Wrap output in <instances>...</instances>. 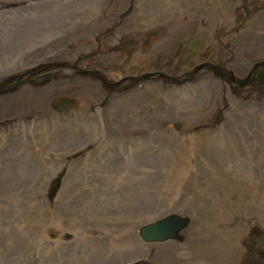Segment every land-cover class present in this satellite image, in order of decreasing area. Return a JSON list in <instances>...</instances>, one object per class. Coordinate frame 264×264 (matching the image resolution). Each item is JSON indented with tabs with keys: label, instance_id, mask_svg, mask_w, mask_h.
<instances>
[{
	"label": "rangeland",
	"instance_id": "rangeland-1",
	"mask_svg": "<svg viewBox=\"0 0 264 264\" xmlns=\"http://www.w3.org/2000/svg\"><path fill=\"white\" fill-rule=\"evenodd\" d=\"M181 1L0 0V50L27 31L0 53V264H172L140 231L175 217L178 257L195 228L193 264H264V0Z\"/></svg>",
	"mask_w": 264,
	"mask_h": 264
},
{
	"label": "bare ground",
	"instance_id": "bare-ground-1",
	"mask_svg": "<svg viewBox=\"0 0 264 264\" xmlns=\"http://www.w3.org/2000/svg\"><path fill=\"white\" fill-rule=\"evenodd\" d=\"M174 1H176L177 3H183L181 0H171V2L169 3V4H165L166 6H168V5H171V7L173 6V2ZM179 5V4H178ZM182 6H183V8L185 7V6H187V7H189V6H191V4H189V2H184L183 4H181V6H176L175 5V8L174 9H182ZM192 7V6H191ZM66 8V7H65ZM68 10V9H67ZM66 11H64L63 9H58V11H57V17L58 16H60V14L62 13V14H64ZM76 13V12H75ZM56 17V18H57ZM77 19H83L82 21H81V24L83 25V23H86L84 26H81L80 28H78V31H81V29H83V27H84V29H85V27H86V25L89 23L86 19H85V17H83L82 15H80V14H77ZM13 28V27H12ZM86 30V29H85ZM26 33H27V31H24V32H22V34L21 35H19V36H16V38H15V40H14V44L13 43H11V44H7V45H5V48H3V49H1L0 50V53L2 54V56H3V60H7V59H15L14 58V52H15V50L16 49H14V47H16V45L21 41V40H23L24 39V37L26 36ZM2 36H3V38L5 39V40H7V38H5V36L2 34ZM258 37H260V38H263L262 37V33H261V35H257ZM65 37V36H64ZM254 39H256V37L255 36H253V37H251V38H249V39H247V38H244V39H241L240 40V43H239V45H238V48L239 49H243V48H246V47H248V48H253V47H255V44H256V41L254 40ZM68 41H73L71 38H69V39H67ZM8 42V41H7ZM10 43V42H9ZM45 43H46V48H48V47H50L51 45H52V47H55V46H60L61 44H64V45H67L68 43H66V40H63V38L61 37V39H56V40H54V41H52V40H45ZM13 44V45H12ZM15 45V46H14ZM239 46H241V48L239 47ZM44 52H47L45 49H43V48H40V49H38V50H36L35 52H29V51H27L26 53H25V55H24V57L25 58H33V57H38L39 56V54H44ZM46 54H48V53H46ZM19 59H20V57H19ZM21 61H24V60H21ZM27 66H29V62H27L26 64L24 63L21 67H27ZM12 69H6V70H3V72L4 73H6V72H9V71H11ZM84 83V82H83ZM84 86V88H82L81 90H82V92L83 91H85L88 87H86L85 85H83ZM89 92V91H88ZM87 92V93H88ZM22 94H21V96H19L15 101H14V103L12 104H10V106H9V109L10 108H12V106H14V112H16V108L17 109H31V108H33L32 106H34V103L36 102V101H34L33 100V98L30 96V97H28V93H27V90L26 89H24L23 88V91L21 92ZM44 93H42L41 94V98H37V100H38V108H42L41 106H39V105H41V104H43L44 103V101H42V99H43V95ZM142 98H143V96H141ZM142 98H140V96H139V94L138 95H136V96H133L132 98H129L128 100H127V102H128V106H131V107H135L134 105H135V103L137 102V103H140L141 101H143L142 100ZM143 99H145V98H143ZM25 101H26V103H25ZM32 105V106H31ZM130 107V108H131ZM34 109V108H33ZM116 110L117 111H120V110H124V108H123V106L121 107V106H117L116 107ZM25 111V110H24ZM125 111V110H124ZM127 111V110H126ZM125 111V112H126ZM259 130V134L261 135V137H264V130H261V129H258ZM237 137V135H236V133L235 132H228V138H227V141H228V143H229V145L228 146H226L225 145V147L226 148H228V149H237V142H235V138ZM67 139V141H70V142H68V146L70 147V146H72L73 145V142H72V140L70 139V138H66ZM264 153V152H263ZM246 166V165H245ZM228 170L230 171V173L229 174H227V177H228V180H230V181H233V179H231L232 178V168H229L228 167ZM231 175V176H230ZM230 178V179H229ZM242 183L241 184H243V181H241ZM230 183V182H229ZM232 183V188H233V185L234 184H236L234 181L233 182H231ZM142 196V198L143 197H145L144 196V192H142L141 194H136V197H135V199H134V203H136V204H138L139 206H141L144 202H142V201H139L138 202V199H140V197ZM141 198V199H142ZM146 198V197H145ZM132 202H133V200L132 201H129V203H131L130 205L131 206H133L132 205ZM128 205V204H127ZM143 206H144V204H143ZM133 207H138V206H133ZM133 211H135V210H138V208H136V209H132ZM236 212V213H235ZM235 212H233L234 214H239V213H244V212H246V210H236ZM131 213V212H130ZM225 215H226V213H224ZM231 214H229L228 216H230ZM166 217V216H165ZM182 220H184V221H186L185 219H183V218H176L175 217V222H174V225L175 226H173V227H167V226H164V227H162V228H160V229H155L154 227H151V229H150V227L148 228V227H146L148 230H146L145 231V228L143 229V231L141 230L140 231V233H141V236H142V238L146 241V242H150V243H155V244H157V243H159V244H157L156 245V250H157V252L156 253H158V252H161L159 255H165V254H167L166 256H167V258H170L171 259V261H172V264H186L187 263V260H188V264H193V260H192V256H191V253L193 254V255H199L200 254V247H201V242L197 239L196 241H195V238H193L192 240H191V238H192V235H193V233H194V231H195V228H193V229H190V228H188L187 229V231H185L184 232V234L186 233V235H187V238L189 239L188 241H187V243L185 244V247H184V249H182V252H181V254L180 255H182V256H184V257H186V258H181L180 256L178 257V250H179V247H177L176 245H172L173 243H169V242H167V241H170V240H173L172 238L175 236V233H176V231L177 230H179L180 229V231L182 230V227L184 226V222L182 221ZM136 227H134L133 229H135ZM139 229L141 228L140 226L138 227ZM139 229H137V231L139 230ZM154 229V230H153ZM151 231H153V232H151ZM134 233V232H133ZM218 235V234H217ZM121 236V237H120ZM119 237H120V240L122 241V243H124V244H131L132 246L135 244L134 242H133V240L132 239H130V238H126V237H124L123 236V233L122 234H120L119 235ZM161 242H163V245L161 244ZM174 242V241H173ZM215 250H217V252H216V254L213 256V259H214V261L216 262V264H230L231 262V258H236V254L237 253H235L234 252V248H235V246H234V244L232 245V248H233V253H232V250H231V248H230V245L229 244H226V243H221V245L220 246H218L217 245V241L214 243V244H212L211 245ZM161 247H163V249H162V251H161ZM165 247H167V248H165ZM99 250H101V249H99ZM215 250L212 252V254L215 252ZM174 252V253H173ZM191 252V253H190ZM178 257V258H177ZM102 258H104V256L102 255ZM177 258V259H176ZM135 259V258H134ZM134 259H128V261H131V260H134ZM95 262V264H97V263H101V264H107V263H109L110 261L108 260V259H105L103 262L102 261H94ZM116 263H120V264H122L123 263V261L122 260H118ZM76 264H84L83 262H77ZM90 264V263H89ZM233 264H235V261L233 262Z\"/></svg>",
	"mask_w": 264,
	"mask_h": 264
},
{
	"label": "flooded vegetation",
	"instance_id": "flooded-vegetation-1",
	"mask_svg": "<svg viewBox=\"0 0 264 264\" xmlns=\"http://www.w3.org/2000/svg\"><path fill=\"white\" fill-rule=\"evenodd\" d=\"M252 6V5H251Z\"/></svg>",
	"mask_w": 264,
	"mask_h": 264
}]
</instances>
